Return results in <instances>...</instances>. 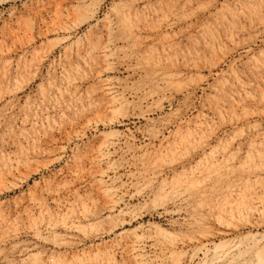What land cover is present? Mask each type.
Instances as JSON below:
<instances>
[{
  "label": "rangeland",
  "instance_id": "obj_1",
  "mask_svg": "<svg viewBox=\"0 0 264 264\" xmlns=\"http://www.w3.org/2000/svg\"><path fill=\"white\" fill-rule=\"evenodd\" d=\"M0 264H264V0H0Z\"/></svg>",
  "mask_w": 264,
  "mask_h": 264
}]
</instances>
